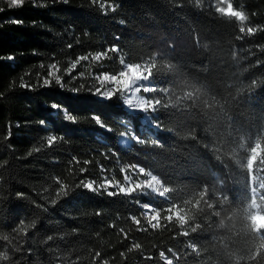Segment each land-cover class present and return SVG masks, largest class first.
<instances>
[{
  "label": "trees",
  "instance_id": "16d2710c",
  "mask_svg": "<svg viewBox=\"0 0 264 264\" xmlns=\"http://www.w3.org/2000/svg\"><path fill=\"white\" fill-rule=\"evenodd\" d=\"M230 1L248 27L212 0L0 8V264H264V0ZM124 62L152 123L106 77ZM137 166L167 198L106 184Z\"/></svg>",
  "mask_w": 264,
  "mask_h": 264
},
{
  "label": "rangeland",
  "instance_id": "374dc122",
  "mask_svg": "<svg viewBox=\"0 0 264 264\" xmlns=\"http://www.w3.org/2000/svg\"><path fill=\"white\" fill-rule=\"evenodd\" d=\"M34 2L35 4L41 3L43 0H24ZM216 6L221 12L234 14L239 17L244 25L248 27L245 21V16L242 12L234 9L230 0H212L211 2ZM3 6H9L8 0H0V8ZM150 69L146 64H129L124 62L122 74L119 77H113L107 75L106 77L114 84L126 83L128 84V94L125 95V105L128 109L132 111H140L143 113L145 121L152 123L153 115L155 114L154 100L151 99L149 93L153 90V85L149 78ZM141 139L129 126V131L124 133L120 138V143L124 146L131 147L133 142L140 141ZM255 156H262L261 148L258 146L255 149ZM254 174L252 175V177ZM156 176L150 172H146L142 167L137 166L132 168L131 174L127 175V182L125 185L113 184L111 182H106L108 185H112L116 188L121 189L125 192L139 191L141 190L144 195L148 196V192H152L155 195L167 198L168 189L157 182ZM255 192V189H253ZM141 208L143 209L144 217L152 225H157L159 221L158 211L155 210L148 203H141ZM177 217L183 220L182 215L178 209L174 210ZM254 220L258 224L264 223V215L255 213ZM168 260V259H167Z\"/></svg>",
  "mask_w": 264,
  "mask_h": 264
},
{
  "label": "snow or ice",
  "instance_id": "6c2138e0",
  "mask_svg": "<svg viewBox=\"0 0 264 264\" xmlns=\"http://www.w3.org/2000/svg\"><path fill=\"white\" fill-rule=\"evenodd\" d=\"M8 3L10 5V7H19L24 3V0H8ZM14 23H20L19 21H13ZM52 75H55L54 73ZM56 83L60 84V86L62 87L63 84H61V80L58 78L56 79ZM45 85L50 84L49 80H45L44 81ZM53 107H55V105H53Z\"/></svg>",
  "mask_w": 264,
  "mask_h": 264
},
{
  "label": "bare ground",
  "instance_id": "6f19581e",
  "mask_svg": "<svg viewBox=\"0 0 264 264\" xmlns=\"http://www.w3.org/2000/svg\"><path fill=\"white\" fill-rule=\"evenodd\" d=\"M156 178V180H157V182L161 185V183H160V181H159V179L157 178V177H155Z\"/></svg>",
  "mask_w": 264,
  "mask_h": 264
}]
</instances>
